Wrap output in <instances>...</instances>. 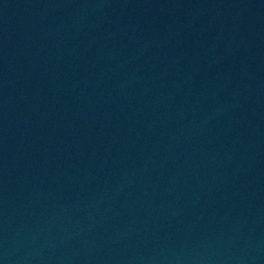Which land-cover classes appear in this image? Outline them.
Returning a JSON list of instances; mask_svg holds the SVG:
<instances>
[{
	"label": "water",
	"instance_id": "obj_1",
	"mask_svg": "<svg viewBox=\"0 0 264 264\" xmlns=\"http://www.w3.org/2000/svg\"><path fill=\"white\" fill-rule=\"evenodd\" d=\"M0 264H264V0H0Z\"/></svg>",
	"mask_w": 264,
	"mask_h": 264
}]
</instances>
